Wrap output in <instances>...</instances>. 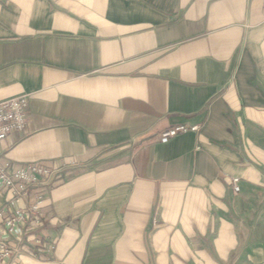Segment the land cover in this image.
<instances>
[{"label":"crops","instance_id":"0c3cea01","mask_svg":"<svg viewBox=\"0 0 264 264\" xmlns=\"http://www.w3.org/2000/svg\"><path fill=\"white\" fill-rule=\"evenodd\" d=\"M262 2L0 0V166L54 170L0 264H264Z\"/></svg>","mask_w":264,"mask_h":264},{"label":"built area","instance_id":"2783aa9c","mask_svg":"<svg viewBox=\"0 0 264 264\" xmlns=\"http://www.w3.org/2000/svg\"><path fill=\"white\" fill-rule=\"evenodd\" d=\"M261 10L264 16V0ZM27 107L28 100L25 95L0 100V140L12 133L24 132ZM198 129L197 124L172 126L161 132L159 140L166 143L179 134ZM53 173V169L41 163H28L18 167L9 164L0 166V188L6 193V200L0 208L1 261H6L13 253H18L28 226L40 224L44 194L34 190L50 186ZM237 183V177L231 178L234 192L239 190ZM11 238H17L18 245H12Z\"/></svg>","mask_w":264,"mask_h":264}]
</instances>
